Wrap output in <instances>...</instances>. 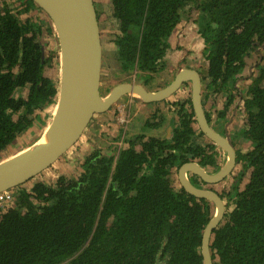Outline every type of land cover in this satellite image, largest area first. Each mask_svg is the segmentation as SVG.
Returning a JSON list of instances; mask_svg holds the SVG:
<instances>
[{
	"label": "trees",
	"instance_id": "16d2710c",
	"mask_svg": "<svg viewBox=\"0 0 264 264\" xmlns=\"http://www.w3.org/2000/svg\"><path fill=\"white\" fill-rule=\"evenodd\" d=\"M36 5L6 0L0 6V153L34 142L36 132L47 129L59 97V38ZM111 7L120 82L138 78L149 90L168 84L152 85L167 67L172 32L189 13H195L191 22L204 40L207 79L216 92L233 96L247 64L254 57L260 61L243 106L242 133L251 149L238 153L240 173L219 188L226 209L210 249L218 264H264V0H111ZM34 8L48 18L28 15ZM44 37L57 43L48 54ZM184 86L153 102L170 115L169 139L154 136L153 128L146 134L131 127L130 146L114 144L123 135L118 129L105 148L101 141L109 140L106 132L116 120L104 117L105 130L97 125L87 133L91 122L72 149L13 188L14 204L0 208V264H204L203 231L215 203L176 187L171 175L194 160L217 171L218 145L197 141L204 133L197 131L191 98L180 99ZM134 116L139 124L141 116ZM85 138L90 147L72 175L44 178L57 162L71 160Z\"/></svg>",
	"mask_w": 264,
	"mask_h": 264
},
{
	"label": "water",
	"instance_id": "95a60500",
	"mask_svg": "<svg viewBox=\"0 0 264 264\" xmlns=\"http://www.w3.org/2000/svg\"><path fill=\"white\" fill-rule=\"evenodd\" d=\"M33 1L48 14L58 34L61 49L59 97L51 122L42 136L23 150L0 160V192L15 188L49 168L77 144L95 115L109 111L122 97H129L138 107L142 103L163 101L173 96L184 83L191 82L192 105L201 131L228 154L223 167L211 174L197 161L186 162L179 168L180 182L187 192L215 203L216 213L203 232L201 246L204 263L212 264L210 241L222 221L225 204L217 192L194 185L188 172L206 183L221 181L234 168L237 149L230 136L216 131L208 120L200 71L179 65L173 80L158 90H149L142 83L129 81L112 86L103 95L104 49L96 0ZM249 66H252L251 62Z\"/></svg>",
	"mask_w": 264,
	"mask_h": 264
},
{
	"label": "flooded vegetation",
	"instance_id": "af4514ba",
	"mask_svg": "<svg viewBox=\"0 0 264 264\" xmlns=\"http://www.w3.org/2000/svg\"><path fill=\"white\" fill-rule=\"evenodd\" d=\"M15 1L16 0H7V2H9L11 4H14ZM3 3H6V0H0V6L3 5ZM36 6L38 8V5H36ZM37 10L38 9L34 8L33 10H31L28 13V15H32L33 13H36ZM40 11H42V10H40ZM180 24L183 25V29L187 28L186 31L189 33V35L191 37L190 40L194 39V37L196 35H198L197 30L194 29L193 23L191 22V18H189V20H183ZM44 28L45 27H43V30H44ZM188 28H190V31H193L195 34L193 35L192 33H190ZM176 29H178V28H176ZM115 34L116 33H114V35ZM180 37L186 38V37H188V35H187V33L184 32V34H181ZM197 43H201L199 41V38L197 39ZM203 45H205L204 44V40H203ZM170 49H171V47H170ZM169 50H168V52H169ZM203 50H204V48H203ZM167 61H168V59H167ZM167 65H168V63H167ZM208 68H209V64H208ZM208 68L206 69V71L204 69V71L200 72V75L202 77V95H203L204 110H205V113H206V115L208 117V120H209L210 124L214 127V129L216 131H218L219 133L223 134V135H229L230 136V138L232 139V141L235 144V147L237 149V159H236V164H235L234 168L232 169L231 173L226 178H224L221 181H218V182H215V183H206L199 176H196V174H194L192 172H188V176H189L190 180L192 181V183L194 185H196L198 187H201V188L211 189V190H213V191L218 193L219 192V188L222 186V183L226 179L230 178L233 175L235 176L238 173H240V171L242 169V166L238 162V153H241V152L242 153H246L247 151H249L251 149V144L249 143V141L245 138L244 134L242 133V131L244 129V126H245V122H246V115H245L243 106H244V100H246V99L251 97L249 95L248 88L250 86V83L253 81V78L255 77V75H254V72H252V74L245 79L246 82L244 83V85H245L244 88H241V86L239 85L238 82H239V80H242L245 75L247 76L248 74H250L252 69L249 66V68H250L249 72L245 73V70H244V72L238 78V80L235 81L234 86H235V88L237 90L236 93L233 96H231V95L229 96L227 92H216L215 89L212 88V86L210 85V80L207 79V75H205V74H207ZM59 70H60V67H59ZM169 71H170V73H172V68L169 69ZM59 73H57V77L60 80V76H59L60 74ZM204 76H206V77H204ZM173 77H174V75H173ZM173 77L171 78V80H168V84L173 80ZM134 82L141 83V81H139V80L138 81H134ZM184 84H185V86L183 88L184 89V93L182 94L180 99L182 100V99H186V98L189 97L192 100V92H190L191 89H192V83L191 82H186ZM152 85L155 86L154 83H152ZM185 89H186V91H185ZM216 93H218V94H216ZM170 97H173V96L171 95ZM173 99L174 98H172V100ZM127 102H129V104L127 106L128 112H129V114H131V113H133V114L130 117V120H129V123L127 124V126L120 125L117 128L120 131H122V134H123L121 136L122 139L120 141V146L119 145L117 146L118 148H126V147L130 146V140H128L126 138V136L128 137V135H126V131L129 130V128L131 129V127H134V129L137 130L139 133H140V130H142V128L146 127V129H144L146 134L148 133V131H147L148 128H153V130H151V131H152V134H154V136L168 137V139H169V137L172 136L173 127H170V123H169V120H170L169 116L170 115L166 114V111L165 112L164 111L163 112L157 111L156 110V106H155L154 103H142L140 106L134 108V103L131 102V99L129 97H126V96L122 97L121 100L118 101L117 103H127ZM115 108L116 107H113L111 109V111H110V109H109V111H107L108 113H107L106 118H109V117L110 118H116V115L118 114V111H115ZM151 109H152V111H150ZM104 113H106V112H104ZM140 113H144L145 115L147 113L148 114L146 115V117L144 119H141L140 123L138 124L133 119H134V114L140 115ZM154 113H156L157 115H151V114H154ZM161 115L162 116H166V120H165V122L163 124L159 125L161 117H162ZM146 120H148L151 123V125H149V127H148V125H145V121ZM196 120H197V118H196ZM93 121L94 120H92L91 126L96 128L97 125ZM98 126L100 128H102L101 125L98 124ZM198 126H199V124H198ZM156 127H161L162 128V130L159 131L157 135H155V132H154V129ZM198 130H201L200 127L197 129V131ZM197 133H199V132H197ZM42 134L43 133L41 131H40V133L39 132L36 133L34 139L30 140V141L36 142L42 136ZM197 141H199L202 144H204V143H210L212 140H210L205 135L204 136H200L198 134ZM34 142H32L31 144H33ZM238 142L239 143H243V146L248 144L249 147L247 148L246 151H243V147L241 149V147H239ZM22 145H25V144L22 143ZM16 146L17 145H13V146L11 145L8 148H6L4 151H2L0 153V157H3V158L5 156L7 157L8 155H5L6 150L11 148V147L15 148ZM216 150H217V153H218V162L220 164V167H219V169H220L221 167H223V165L227 161L228 154H227V152H225V150H223L219 146L216 148ZM194 161H196V160H194ZM179 168H178V170L177 169L173 170V174L174 173L176 174V180H174L175 183H176V187H180V184H181L180 178H179ZM205 169L210 174L216 172V169H214L213 167L205 168ZM171 178H172V175H171ZM215 213H216V206L214 204L212 218L215 216ZM202 255H203V253H202ZM211 256H212V252H211ZM203 263H204V256H203ZM212 264H218V263H215V259H213V256H212Z\"/></svg>",
	"mask_w": 264,
	"mask_h": 264
},
{
	"label": "rangeland",
	"instance_id": "374dc122",
	"mask_svg": "<svg viewBox=\"0 0 264 264\" xmlns=\"http://www.w3.org/2000/svg\"><path fill=\"white\" fill-rule=\"evenodd\" d=\"M99 1L100 0H97V3H99ZM102 5L104 6V3H100V7ZM103 6H102V8H103ZM101 13H105V12L101 11ZM35 14L42 15V17L44 16L43 15L44 13L42 14V11H40V10H37V12ZM194 15H195V13H189V18L192 19V16H194ZM44 18L47 19L48 17L44 16ZM107 18H110V17H107ZM107 18L105 17L104 19H102L101 23H100V25L102 27L101 34H102V43H103V49H104V52H103V68H102V84L103 85H101L103 95H105L112 86L120 83V79L115 78V74L119 71V67H118V63H117L116 54L114 52L115 45L113 43L114 33L117 30L114 29V25L111 22V20L110 19L107 20ZM110 28H112V29H110ZM188 30L190 31V28H188ZM172 33L175 34L177 36V38H179L178 29H175ZM196 36L199 38V41L203 44L202 37L199 36V34ZM43 40L45 42V53L46 54H48L50 51V45H51V47L57 46V43L53 42L49 37H44ZM179 42H180V44H183V47L186 48L187 50H184L183 47H180L178 42L176 43V46L178 47V48L176 47V49L178 50V52L177 53L176 52L170 53L171 55L170 54L167 55V59L169 61L168 65L164 71H162L160 74H157L155 76V78H154L155 81L153 80L154 85H159L161 83L164 84V82H168V80H171V78L174 75V72L176 71V69L178 68L179 65L188 66V63H189L190 64L189 66H192V67L198 69L200 72L204 71V69L206 71V69L208 68L209 61H207V59L203 53V48L205 47V45H202L200 47L201 43H197L196 45L191 46L190 42L189 41L187 42L184 38H181ZM179 55H180V57H178ZM259 63H260V61L258 60V58L254 57L251 60V64H252L251 69L253 67H258L257 64H259ZM171 68H172V73H170V71H169V69H171ZM59 72H60V70H59ZM247 72H249V71H247ZM132 80L138 81V78H133ZM242 83L243 82H241L239 80L240 86L242 85ZM115 105L116 104H114V107H116ZM134 108H136L135 105H134ZM49 114H51V113H49ZM42 116L44 117L45 120H47V117L45 114H42ZM140 116H141V119H144L146 117L144 113H140ZM104 117H106V114H103V117L99 116V115L94 116L92 120H94L93 122L96 125H98V124L101 125L102 128L105 130ZM49 121L51 122V118ZM169 122H170V120H169ZM45 124H46V122H45ZM114 125L116 128H118V126H120L121 124L118 123V121L116 119V123H114ZM91 128H94V127L90 126L87 130V133H89V130ZM142 129H146V128H142ZM161 130H162L161 127H156L154 129L155 135H157L158 132ZM40 131H41V129L38 130L36 133H38V132L40 133ZM115 133L116 132L112 131V130H109L108 134L106 132L105 136H107V137L110 136V138L108 137L109 140H106L105 138H103L101 141V145L105 148L108 147L111 144L112 137L117 136ZM118 140H116L114 144L117 145ZM120 141H121V138H120ZM120 141L118 143L119 146H120ZM104 143H105V146H104ZM238 144H239V147H241V149L243 147V151H246L247 148L249 147L248 144H246L244 146H243V143L238 142ZM14 150H15L14 147L7 149L5 152V155L10 156L12 154V151L14 152ZM83 155H84L83 151H80V152L78 151V153H76V155H75L76 157L73 156V158L71 160H68V161L67 160L66 161L60 160L59 162H57L54 165L53 168L55 170L53 169L52 173H50V175H45L44 178L50 177L51 174H52V176H56L59 172H61V173L64 172L66 174L72 175L75 172L76 163H77L78 158H81ZM4 158L0 157V160H3ZM172 178H173V180H176V174L175 173L172 174ZM226 180L224 181L225 186L228 185L229 178Z\"/></svg>",
	"mask_w": 264,
	"mask_h": 264
},
{
	"label": "crops",
	"instance_id": "0c3cea01",
	"mask_svg": "<svg viewBox=\"0 0 264 264\" xmlns=\"http://www.w3.org/2000/svg\"><path fill=\"white\" fill-rule=\"evenodd\" d=\"M96 3H97V0H96ZM100 3H104V6H103V8H102V6L100 7ZM97 10H98V13H99V20H100V23H101V20L102 19H104L105 17L107 18V17H110V18H107V20H111V22L113 23V25H114V29H116L117 31H115V33H117L118 32V29H117V22H116V20H115V18L113 17V11H112V7H111V0H100L99 1V3H97ZM101 11H104L105 13H101ZM100 27H101V25H100ZM110 29H112V28H110ZM101 30H102V27H101ZM187 30V28L186 29H183V25H179V27H178V33L180 34H184V32L185 33H187V35H188V37H186V38H184L187 42L189 41L190 42V44H191V46H194V45H196L197 44V39H198V37L197 36H195L194 37V39H191L190 40V35H189V33L186 31ZM190 33H192L193 35L195 34L193 31H190ZM181 34L179 35V38H177V36L175 35V34H172V36L170 37V45H171V49L169 50V52H168V54H170V53H174V52H178V50L176 49V43L178 42L179 43V45H180V47H183V44H180V39L182 38V37H180L181 36ZM203 44L201 43V45H200V47L202 46ZM189 47V46H188ZM184 48V47H183ZM184 50H187L186 48H184ZM175 53V54H176ZM171 55V54H170ZM178 57H180V55L178 56ZM190 64L188 63V66H189ZM250 70V68H249V65L247 64V66H246V68H245V73H247V71H249ZM253 70H255V68L253 67V69L251 70V72H250V74H248L247 76L245 75L244 77H243V79L242 80H240L241 82H243L242 83V85H241V88H244V83L246 82L245 81V79L247 78V77H249L251 74H252V72H253ZM205 75H207V74H205ZM155 81V80H154ZM239 83V82H238ZM240 85V84H239ZM131 114H133V113H131ZM135 117V116H134ZM110 118V117H109ZM111 119V118H110ZM104 120H106V118H104ZM110 130H112V131H115L116 133V135H117V132L119 131L116 127H115V125H114V122L112 121V123H110ZM134 128V127H133ZM79 146H80V150H79V152L80 151H83V153H85V151H86V149L87 148H89L90 146H89V142L87 141V139L85 138L84 140H82L81 142H79V144H78Z\"/></svg>",
	"mask_w": 264,
	"mask_h": 264
},
{
	"label": "built area",
	"instance_id": "2783aa9c",
	"mask_svg": "<svg viewBox=\"0 0 264 264\" xmlns=\"http://www.w3.org/2000/svg\"><path fill=\"white\" fill-rule=\"evenodd\" d=\"M127 106L128 103H117L115 108V111H118L116 119L118 123L123 126H127L131 117V114H129L128 112ZM15 196L16 194L14 189L0 192V208H5L9 204H14Z\"/></svg>",
	"mask_w": 264,
	"mask_h": 264
},
{
	"label": "clouds",
	"instance_id": "9594fccd",
	"mask_svg": "<svg viewBox=\"0 0 264 264\" xmlns=\"http://www.w3.org/2000/svg\"><path fill=\"white\" fill-rule=\"evenodd\" d=\"M200 36V35H199ZM256 70H258V67H254ZM253 69V68H252ZM255 71V70H254ZM253 71V72H254ZM128 104H129V102H127ZM115 120H116V118H115ZM91 123V122H90ZM85 133V132H84ZM122 139V138H121ZM119 141H120V138H119V140L117 141V145H119L118 143H119ZM13 189V188H12Z\"/></svg>",
	"mask_w": 264,
	"mask_h": 264
},
{
	"label": "bare ground",
	"instance_id": "6f19581e",
	"mask_svg": "<svg viewBox=\"0 0 264 264\" xmlns=\"http://www.w3.org/2000/svg\"><path fill=\"white\" fill-rule=\"evenodd\" d=\"M60 118H58V120H59ZM58 120H57V122H58Z\"/></svg>",
	"mask_w": 264,
	"mask_h": 264
}]
</instances>
